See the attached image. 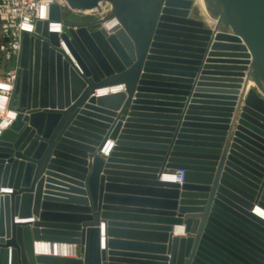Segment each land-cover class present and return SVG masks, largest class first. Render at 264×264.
<instances>
[{"label": "water", "instance_id": "water-1", "mask_svg": "<svg viewBox=\"0 0 264 264\" xmlns=\"http://www.w3.org/2000/svg\"><path fill=\"white\" fill-rule=\"evenodd\" d=\"M65 1L112 9L105 29L23 33L0 134V264H264V0H202L214 28L195 0ZM112 86L125 90L96 94ZM177 169L182 184L163 180Z\"/></svg>", "mask_w": 264, "mask_h": 264}, {"label": "built area", "instance_id": "built-area-1", "mask_svg": "<svg viewBox=\"0 0 264 264\" xmlns=\"http://www.w3.org/2000/svg\"><path fill=\"white\" fill-rule=\"evenodd\" d=\"M54 3H57L60 5L61 11H63V7L67 4L65 0H0L1 36L4 40L3 48L8 51V54H7L8 57L15 58L16 61L18 62L16 70L10 73L8 81H0V84L4 82V83L11 85V91L10 92L6 91V93L10 96V98L12 96L15 83H16L17 71L19 68L20 54L22 50L23 33L24 32H28L30 34L35 33L36 25L38 21H49V26L53 22H56V21L50 20L51 5ZM41 4L47 6V11H48L47 20H39L38 18L37 13H38V10ZM81 12H84V11H81ZM93 12H98V13L104 12V7L102 8L101 11L100 9L99 10L96 9ZM105 12H108V10ZM25 17H28L29 23L34 26L32 31H28L26 30V28L21 27V25L25 21ZM56 23H59L62 26L61 30L58 31L57 33L62 34L67 31V26L65 24L64 19ZM104 24L105 22H103L99 28L105 29L103 27ZM63 45L64 43H62V46ZM123 90L125 89L119 87V91H123ZM0 92H2V89H0ZM9 106H10V103H9ZM167 174L168 176H170L171 182H176L180 184L184 182L185 170L183 169H177Z\"/></svg>", "mask_w": 264, "mask_h": 264}, {"label": "bare ground", "instance_id": "bare-ground-1", "mask_svg": "<svg viewBox=\"0 0 264 264\" xmlns=\"http://www.w3.org/2000/svg\"><path fill=\"white\" fill-rule=\"evenodd\" d=\"M103 4H104V2H101L100 8H97V9L102 10V8L104 7ZM194 7L198 10L200 17L205 22L206 26L214 28L216 23H217V20L210 14L206 4L202 0H195L194 1ZM89 11H91V10H89ZM104 22H106V21H104ZM62 48L65 49L66 51H69L66 44H64L62 46ZM1 84H7V83L3 82ZM247 88H250V89L251 88H257V89H259V91H261L260 88L258 87L257 83L253 79H251ZM98 91H100V92H98ZM98 91L96 93L102 94V95L106 94V93H114V92L119 91V86H112V87H108V88H103V89H100ZM262 94H263V92H262ZM0 96H7L8 97L6 102L0 104V119H2V121L0 122V126H2L4 124H7L8 126H10L12 121L15 119V118L14 119L12 118V114L14 113L16 116V113L9 106L11 98L6 93V91H4L2 89V92H0ZM7 127H4L3 130L6 129ZM2 131H0V134L2 133ZM108 144L103 149L104 154H106V155L110 153L111 149L113 148L114 142H112V140H111V144H109V145ZM166 175H167L166 178L169 179V181H170L171 180L170 176H168V174H166ZM163 180H164V178H163ZM256 208L261 209V210L257 209L256 213H258L259 215L264 217V209L261 207H256ZM175 230H176V233L182 234L185 232V227L178 226L175 228ZM36 253L37 254H50V255H61V256H68V257H75L77 255V253L79 254V247L77 245L67 244V243L37 242L36 243Z\"/></svg>", "mask_w": 264, "mask_h": 264}, {"label": "rangeland", "instance_id": "rangeland-1", "mask_svg": "<svg viewBox=\"0 0 264 264\" xmlns=\"http://www.w3.org/2000/svg\"><path fill=\"white\" fill-rule=\"evenodd\" d=\"M104 12H93L91 11H74L67 4L63 7L62 18L65 22L72 23H82V24H90V29H97L101 26V24L107 20V17L110 14L112 5L109 2H104ZM108 12H105L107 11ZM95 11V10H94ZM101 11V10H100ZM192 16L201 18L198 10L194 7L192 11ZM3 38L1 36V21H0V81H8L10 73H12L17 68L18 62L15 58L8 57V51L3 48ZM10 109V108H9ZM2 119H0V122ZM79 254L77 253V256Z\"/></svg>", "mask_w": 264, "mask_h": 264}, {"label": "clouds", "instance_id": "clouds-1", "mask_svg": "<svg viewBox=\"0 0 264 264\" xmlns=\"http://www.w3.org/2000/svg\"><path fill=\"white\" fill-rule=\"evenodd\" d=\"M37 15H38L39 20H47L48 19L47 6L41 4L40 7H39ZM21 27L22 28H26V30H28V31H32L34 26L29 23V18L25 17V21L21 25ZM49 27H50L51 31L58 32V31L61 30L62 26L59 23L53 22ZM0 89H3L4 91H9L10 92L11 91V85H9V84H0ZM7 99H8L7 96H0V104L6 102ZM12 118L13 119L15 118V114L14 113L12 114ZM7 126H8L7 124H4V125L0 126V131H2L3 128L7 127Z\"/></svg>", "mask_w": 264, "mask_h": 264}, {"label": "crops", "instance_id": "crops-1", "mask_svg": "<svg viewBox=\"0 0 264 264\" xmlns=\"http://www.w3.org/2000/svg\"><path fill=\"white\" fill-rule=\"evenodd\" d=\"M250 88H247V91L249 90ZM104 91V90H103ZM98 92H100V91H98ZM97 94V93H96ZM100 95H102V94H100ZM109 144H111V140H110V142H109ZM108 144V145H109ZM112 150V149H111ZM111 152V151H110ZM99 154L101 155V156H103L105 159L110 155V153L109 154H104V150L103 151H101V152H99ZM165 175L163 176L164 177V180L165 181H169V179H167L166 178V174H167V172L165 171V173H164ZM59 183H64L65 184V182H61L60 180H57ZM67 185V184H66ZM114 193L115 194H118V195H125V194H127L128 195V192L127 191H123V190H115L114 191ZM114 203L115 204H118V205H122L123 204V202L122 201H119V200H116V201H114ZM257 209H260V208H256V210ZM261 210V209H260ZM16 219H18V217L16 218ZM100 221H101V223H102V236H105L106 235V224H105V219H103V218H100ZM176 227H178V226H176ZM184 227V226H183ZM175 235H182V236H186L187 235V233H186V231L184 232V233H182V234H178V233H176V230H175ZM105 238H104V246H103V248L102 249H106L107 251L109 250V248L107 247V245H106V242H105ZM77 256V255H76ZM75 256V257H76Z\"/></svg>", "mask_w": 264, "mask_h": 264}]
</instances>
